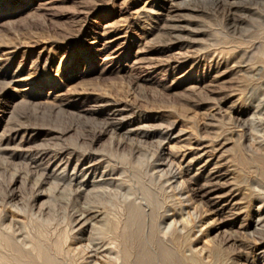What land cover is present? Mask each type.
Wrapping results in <instances>:
<instances>
[{
	"label": "rangeland",
	"instance_id": "rangeland-1",
	"mask_svg": "<svg viewBox=\"0 0 264 264\" xmlns=\"http://www.w3.org/2000/svg\"><path fill=\"white\" fill-rule=\"evenodd\" d=\"M167 6L176 9L173 15L183 26L178 32L163 17ZM253 42L261 45L258 53L241 58L238 50L250 49ZM253 65L263 68L248 70ZM13 98L8 108L6 102ZM71 98H79L74 100L78 108ZM120 103L125 110L117 118L93 114ZM244 109L246 127L235 119ZM139 119L146 121L145 127L127 133ZM108 123L122 129L93 143ZM12 128H21L22 134L27 129L33 136L31 148L72 147L81 153L93 148L120 163L140 145L143 150L132 162L143 173L150 157L172 155L183 172L177 184L171 185L165 175L157 185L160 208L170 216L167 234L206 264L262 263L252 254L261 235L247 215L257 202L249 204L244 193L254 188L247 184L264 169V0H0V135ZM236 131L246 140L234 136ZM121 138L123 147H118ZM200 144L209 145L212 161L200 175L201 162L193 163L188 174L181 160ZM210 169L221 177L217 188ZM71 173L70 166L65 175ZM29 177L25 160L0 153V215L22 221L31 238L69 240L71 215L81 202L49 179L42 186L48 211L35 218L29 206L39 190ZM8 188L18 198L3 204ZM85 202L87 208L98 205L95 199ZM223 206L239 212L213 214ZM221 220L231 225L222 226Z\"/></svg>",
	"mask_w": 264,
	"mask_h": 264
},
{
	"label": "bare ground",
	"instance_id": "bare-ground-1",
	"mask_svg": "<svg viewBox=\"0 0 264 264\" xmlns=\"http://www.w3.org/2000/svg\"><path fill=\"white\" fill-rule=\"evenodd\" d=\"M164 11H165L164 12L165 15H163V17L166 16L168 24L171 25L170 28L173 27L175 30H177V32L178 29L183 28V26L178 24L179 20L176 19L175 15H173V13H175L176 11L174 6H167L165 7ZM260 46L261 45H259V43L253 42V45L252 47H250V49L238 50L239 52H241L239 55H241V58L242 56L243 57L253 56L257 52L258 48H260ZM9 54L12 53L9 52ZM260 68L261 67L259 65H253V66H249L248 70L255 71V70H259ZM76 99L75 98L72 99V101L74 102L73 106L78 108L79 102H75ZM61 100L63 101V99ZM77 100H79V98ZM13 102H15V98L10 100L9 102H6L7 103L6 106L9 108ZM59 102L61 104V101ZM52 105L54 106V104ZM116 106L117 108H114L108 111L107 113L105 111H102L103 110L102 108V110L93 111V114L103 115L105 116V118L108 119L111 117H116L117 115H122L124 113L125 108L120 106H123V103L122 104L120 103V105H116ZM247 112L248 111L244 109V110H239L235 113V119L239 123H241L242 126L245 127L247 126V118H248V117L246 118ZM145 122H146L145 120L140 121L139 119L137 123L135 121L133 125L129 124V126H133V127L127 129L128 131L127 133L129 132L135 133L136 130L145 127ZM103 128H104L103 130L101 129L99 133L95 134V136L93 137V143L96 142L98 143L101 138H104L103 135L105 133L110 132L112 134H117L122 129L121 126H115L114 124L111 123H108V125L106 127L104 126ZM172 128L173 126L170 127L166 132V139L170 138L173 130ZM21 132H23L21 128H16V129L12 128V130L9 131L8 134L0 135V153H2L4 156H6L9 159L11 158V160L12 158L13 159L18 158L25 160V162L27 163L30 169V177L34 178L32 180L33 181L32 185L34 188L39 190L37 193H35V195L32 198L34 203H32L31 200L30 204L33 205L29 206L30 210L33 211L32 215H35V218H38L44 216L48 211L47 204L44 202L43 199L44 190L42 189V186L45 185L46 183H49L48 182L49 179L51 180L53 179L52 185L56 189L59 190L60 187L68 189L70 193L74 195V198L76 199L77 203L80 201L81 204L79 203L80 204L79 206L76 205L77 208H75V210L72 212L73 214L71 215L72 222L70 227L72 231L71 233L72 238L70 237V239L69 240L67 239V241L63 240L64 241L63 243L59 240L51 241L49 239L50 240L49 241L48 239H45L44 237H40V236L31 238L28 234V232L30 231L28 230L27 232L26 228L22 224V221L18 220L16 217H13L12 215H11L12 217H9L8 216L9 214L7 215L5 212L2 213L0 215V264H206L207 263L201 260L200 261L197 260V257L196 258L194 257L195 255L191 257V255H188V253L186 254L183 247L184 243H182V245L179 244L178 243L179 241L170 237L167 234L168 231H166V229L168 230L169 226H171V223L167 222L170 219V216L168 215L167 212L162 211L160 208L161 206L159 203L160 200H159V192L157 189V185L159 184V182L163 180V176L165 175H167V181L172 185L178 181L179 175L183 172V168L180 169V166L182 165L179 166L176 165L172 155L170 154L161 155V153H159L157 154V156L150 157L147 163V170L143 173L142 170L139 169L135 170L137 169L134 166L136 163L133 164L134 162H132L134 157L137 154L140 155V153L143 150L140 145L136 147L134 146L135 145L134 144L133 145L134 148L132 149L130 157L127 158L125 162L121 161L120 163L115 158H112L110 156H105V154L100 155L99 153L94 152L92 150L93 148L91 150L89 149V151H85L82 153L79 151L81 149L79 150L75 148L72 149V147L50 149L47 148L48 145L46 146V148H40L37 145L39 148H33V147L31 148V146H28V144L31 143L33 136L32 135L28 136L27 129L25 130V128H24V133L22 134ZM20 133L22 134L21 136ZM235 135L240 136L241 140L243 141L246 140L244 138V134L242 135L241 133H239V131H236L234 136ZM57 136L58 135H56V137ZM142 136L144 135L142 134ZM123 141L124 140H122V138L118 139V144H117L118 147L123 145ZM111 142L112 143L115 142L114 137H111ZM11 144H14L13 148L11 147ZM200 145L202 148L200 147L193 148L195 150L198 149L199 150L195 152L190 151L187 155L184 154L183 159L181 160L183 163H185L184 167H186V172L188 174L190 173V169L193 163H196L198 161L201 162L199 167L197 168V171L199 172L200 175L203 169L206 168L208 165H210L212 161L210 158L211 156L207 157L208 148H210L209 145L206 144L205 145L200 144ZM115 147L113 146V148ZM17 149H19L20 152H16ZM114 151L116 150L114 149ZM70 166L72 167L71 175L69 176L65 175V172ZM100 168H102V171L98 175V170ZM130 168L134 169L135 171L131 172ZM88 175L92 177V180L91 179L85 180L86 176ZM208 175L211 180L212 187L217 188L220 184L219 182L221 179L219 174L216 173L215 169H210ZM98 177L99 179L97 181ZM95 179L97 181L96 183H95ZM195 180L196 179H194V181ZM12 181L18 183V179L14 176L12 178ZM247 185L250 186L253 185L254 188L251 187L248 188L250 189L249 191L247 192L245 191L246 192L244 193L245 199H247L249 204L253 202H257V209L253 210L252 212L249 211L247 215L248 218L250 219V225L252 226L254 232L261 235L260 238L256 240L254 246L253 247L251 246L252 254L254 257H258L263 260L262 263L259 264H264V169L260 171L258 175L253 177L250 180L249 184ZM237 189L236 190L239 191L240 188L238 187ZM49 190H52V188H49ZM237 194H239V192H237ZM3 198H4L3 204L5 203L9 204L10 201L18 198V193H16L15 189L8 188L7 193ZM81 199H84V201L82 202ZM90 199L91 200L95 199L96 203L94 204H98V205H96L95 207L93 205L92 208H90L91 206L89 207V205L88 208L87 205L85 207L86 204L85 200H90ZM119 199H121L120 203L118 202ZM13 206H15L16 209L20 210V207H18L17 205L13 204ZM228 207L229 206L220 207L214 210L213 214L217 216H221L222 213L224 212L230 213L232 210H229ZM238 212L236 211L230 214L236 215L238 214ZM54 213L55 212H53V214ZM48 221L49 220L46 219L45 222ZM213 221L215 222L214 219L212 220V222ZM219 223H221L222 226L231 225L227 221H223V220H221V222ZM49 233L50 232H47L48 235ZM42 236L44 235L42 234ZM178 238L179 237H177V239ZM195 248L191 249L192 250L191 252L194 253L196 251Z\"/></svg>",
	"mask_w": 264,
	"mask_h": 264
}]
</instances>
